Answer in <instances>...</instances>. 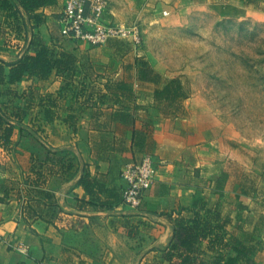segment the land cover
<instances>
[{
	"label": "crops",
	"instance_id": "0c3cea01",
	"mask_svg": "<svg viewBox=\"0 0 264 264\" xmlns=\"http://www.w3.org/2000/svg\"><path fill=\"white\" fill-rule=\"evenodd\" d=\"M65 2L54 0L37 9L40 23L17 0H10L17 19L0 9V116L13 127L11 150L0 145V199L9 190L0 200V264H167L162 256L176 220L195 212L212 224L218 223V214L229 217L220 233L235 237L255 264H264V204L261 198L248 200L246 209H238L236 196L244 184L232 167H248L249 162L230 145V137L223 138L212 110L198 106V93L191 88L184 114L156 112V86L138 80L139 54L131 45L61 37L58 17ZM220 4L246 13L261 9L241 0ZM260 7L264 14V3ZM15 23L18 35L6 27L15 31ZM34 38L51 59L68 57V69L52 67L44 79L24 73L12 80L11 67L23 55H35L30 47ZM127 80L133 83L132 99L106 90L107 83ZM69 116L72 124L65 122ZM146 155L154 179L141 205L132 207L122 203L121 171ZM85 172L103 186L97 198L80 184ZM111 194L120 199L113 201ZM99 201L110 206L100 208ZM80 202L86 206L79 208ZM196 248L209 264L215 251L208 240Z\"/></svg>",
	"mask_w": 264,
	"mask_h": 264
},
{
	"label": "rangeland",
	"instance_id": "374dc122",
	"mask_svg": "<svg viewBox=\"0 0 264 264\" xmlns=\"http://www.w3.org/2000/svg\"><path fill=\"white\" fill-rule=\"evenodd\" d=\"M107 16L142 34L132 47L163 78L179 77L248 160L233 166L246 198L264 193V14L225 16L226 0H105ZM8 45H11L9 43ZM44 102V101H43ZM242 193V192H241Z\"/></svg>",
	"mask_w": 264,
	"mask_h": 264
},
{
	"label": "trees",
	"instance_id": "16d2710c",
	"mask_svg": "<svg viewBox=\"0 0 264 264\" xmlns=\"http://www.w3.org/2000/svg\"><path fill=\"white\" fill-rule=\"evenodd\" d=\"M24 12L34 19L36 23L41 22V16L36 14L35 11L40 7L54 3V0H17ZM246 4L255 5L258 8L260 3L264 0H241ZM227 11H222L220 14L227 15L233 13L235 15L242 13L235 7L226 5ZM0 9L7 12V18L17 19V11L10 3V0H0ZM17 23H15L16 25ZM15 32L18 35L19 28L16 25ZM30 47L35 51V55H23L20 60L11 67V79L19 81L24 73L28 75L37 74L40 78L47 77L50 69L56 67L58 70L68 69L70 60L66 59H51L45 48L43 42L34 38L30 42ZM127 70L132 69L129 65ZM3 65H0V77L3 75ZM135 71L138 80L149 81L155 84L154 89V110L161 115L167 117H177L184 114L183 101L189 96V89L179 77L163 78V76L156 72L146 62L141 59L135 60ZM107 91L118 93L126 99L133 98V83L130 81H121L114 83H107L105 85ZM50 106H56L52 99H47ZM49 116V112H46ZM73 117L69 116L65 122L72 124ZM13 127L11 124L6 123L0 116V145L7 151L11 150L12 141L11 135ZM63 166V163H61ZM34 169V168H33ZM37 180L42 179L43 175L40 171L34 170ZM264 175V170H263ZM80 184L84 191L91 197H96L97 194L104 191L103 186L98 180L92 178L88 172H85L80 179ZM246 189L242 185V193L236 196L239 201L238 209L243 210L248 206L246 198ZM9 194V190H4V196L0 200H4ZM19 197L20 194L18 193ZM110 199L118 201L120 197L116 194H111ZM264 204V194L261 199ZM100 208L110 206L109 203L104 201L98 202ZM79 208H84L86 204L80 202ZM24 209L30 213L29 209L24 206ZM230 222L229 217L220 219L218 214V223L212 224L207 218H202L198 212H195L192 218H178L175 222L174 232L170 244L163 252V260L167 264H204L200 257V252L197 250V244L203 240H208L209 247L215 251L209 264H255L249 257V251L235 237L226 238L220 230L223 229ZM218 229V232H214ZM160 264V263H155Z\"/></svg>",
	"mask_w": 264,
	"mask_h": 264
},
{
	"label": "built area",
	"instance_id": "2783aa9c",
	"mask_svg": "<svg viewBox=\"0 0 264 264\" xmlns=\"http://www.w3.org/2000/svg\"><path fill=\"white\" fill-rule=\"evenodd\" d=\"M106 15L105 0H66L58 17L59 33L63 38L83 40L93 45L104 44L109 40H123L135 48L140 45L142 34L138 25L116 23ZM6 27L10 34L15 32L9 26ZM39 168L36 164V169ZM61 168H65L64 164ZM154 175L150 156H142L137 162L125 165L121 171L125 182L121 192L122 203L139 207L143 193L152 185Z\"/></svg>",
	"mask_w": 264,
	"mask_h": 264
}]
</instances>
